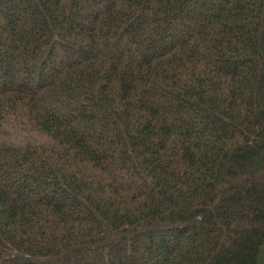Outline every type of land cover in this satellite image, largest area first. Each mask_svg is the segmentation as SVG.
<instances>
[{
	"label": "trees",
	"instance_id": "obj_1",
	"mask_svg": "<svg viewBox=\"0 0 264 264\" xmlns=\"http://www.w3.org/2000/svg\"><path fill=\"white\" fill-rule=\"evenodd\" d=\"M0 264H264V0H0Z\"/></svg>",
	"mask_w": 264,
	"mask_h": 264
}]
</instances>
